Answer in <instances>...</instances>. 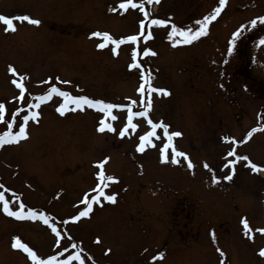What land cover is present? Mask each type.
<instances>
[{
  "label": "rangeland",
  "instance_id": "rangeland-1",
  "mask_svg": "<svg viewBox=\"0 0 264 264\" xmlns=\"http://www.w3.org/2000/svg\"><path fill=\"white\" fill-rule=\"evenodd\" d=\"M4 1L24 13L22 5L36 7L26 13L44 22V35L34 39L25 35L18 40L0 32V102L6 106V120L19 107L22 112L16 120L22 122L29 110L26 105L35 104V97L52 84L72 95L111 103L135 100L133 111L143 110L137 92L141 70L129 68L133 48H137L136 59L154 77L152 86L170 93H152L149 117L169 125V131L182 133L173 143L188 154L194 168H188L182 157H177L179 164L171 162V149L169 161H162L161 149L167 143L162 129H157L155 147L138 151L139 137L151 130L147 118H134L139 127L121 137L127 111L113 109L118 119L108 122L117 131L99 132L105 113L85 106L61 115L56 108L63 97L53 95L39 109H32L41 115L39 123L28 122V138L0 148V193L14 210L23 201L25 211L34 208L50 215L63 239L58 247L50 225L10 217L0 201V264H31L26 253L12 247L16 236L41 258L62 252L65 246L69 253L83 249L86 264H221V260L224 264H264L259 255L264 234L255 231L264 227V171L254 173L240 160L232 180L223 179L229 174L224 164L232 159L227 153L233 147L238 155L264 166V131L253 133L243 143L224 139L244 140L258 126L257 114L264 113V45L260 44L264 23H250L264 9L252 3L247 10L245 3L227 0L206 35L191 44H177L175 40L181 38H169L170 25H152L151 20L169 19L179 27L195 28L196 21L218 6V0H159L149 6L150 21L139 7L120 9L123 0H49L69 1L72 8L63 14L54 7L53 17L39 12L46 9L44 0ZM70 17L75 24L65 23ZM51 18L59 21L47 23ZM142 19L144 35L150 30L152 37H141L139 46L121 44L118 54L112 44L97 48L103 38L90 36L98 30L117 39L138 34ZM238 29L240 34L232 44ZM145 48L155 55H143ZM247 52L253 56L250 70L241 58ZM9 65L25 75L28 91L23 101L13 99L19 89L11 81L18 77ZM65 80L71 83L64 84ZM4 130L6 125L0 123V132ZM105 157L109 158L105 174L117 179L106 181L104 191L116 194V202L102 199L88 217L71 221L85 206V194L89 199L96 194L92 189L100 182L97 162ZM242 218L253 229L251 238L244 235ZM73 243L77 249H72ZM107 249L111 252L106 253ZM159 252L164 253L163 259L153 260Z\"/></svg>",
  "mask_w": 264,
  "mask_h": 264
},
{
  "label": "snow or ice",
  "instance_id": "snow-or-ice-1",
  "mask_svg": "<svg viewBox=\"0 0 264 264\" xmlns=\"http://www.w3.org/2000/svg\"><path fill=\"white\" fill-rule=\"evenodd\" d=\"M145 0H140L139 5L134 2V0H123L119 4V8L123 10H127L129 7L131 8H137L139 7L141 11H143V14L145 17H149L151 14L144 10ZM159 3V0H147V3ZM227 0H218V6L214 8L209 14L205 15L202 19L196 21L197 27H179L175 23H172L169 19H152L151 24L152 25H159V26H171V32L169 35V38L172 39L174 37H180L181 39L175 40V43L177 44H191L193 41L198 40L201 36H204L208 32V27L211 21L215 20L217 16L221 13L223 8L226 6ZM110 11H117V9L112 8ZM264 22V16L256 17L253 20H251L252 26H255L257 22ZM0 22L3 23L5 26V31H16V22H29L33 25H39L41 21L39 19H34L30 17L27 14L18 15V16H9L0 14ZM139 27L140 32L138 34L134 35H128L126 37H121L119 39L114 38L110 33L106 31H93L90 36L91 37H99L103 38L102 43L97 44V48L103 49L107 47L109 44L115 45V47L112 49L114 54L117 53V49L121 44H124L126 42H132L137 43L141 37H143L145 40L152 37V32L149 30L147 32V35H144V29H145V23L144 20L139 21ZM244 26L242 25L241 28ZM240 30L238 29L235 33H233V40L232 44H235V38L239 36ZM260 44L264 45V39H261ZM231 51V49H229ZM143 55H148L151 53L152 55H155L154 52H152L151 49H143L142 50ZM138 54V49L133 48V62L129 65V68H136L141 70V83L139 87L137 88V92L140 94L141 98V105L143 110L133 111L134 106L136 105L135 100H130L128 103H111L106 102L102 99H93L86 95H72L70 92L62 90L61 88L57 87L55 84H52L51 87L48 88L46 93L42 95H38L35 97L36 103L35 104H27L26 107L29 109L27 114H24L22 116V122L17 124L16 117L18 114L22 112V109L17 107L14 112L8 113L9 119H5V114L7 112L6 106L3 102H0V123H4L6 125V130L3 132H0V148L4 147L7 144L11 143H19L22 139L28 138V131L27 126L28 122L30 120L35 121L36 123H39V117L40 112L39 111H32L33 108L39 109L40 104L46 100H50L53 95H59L60 97H63V102L59 104V106L56 108V111L60 113L61 115L65 114L67 111H74L75 109L83 110L85 106H88L89 108L97 109L100 112L105 113L106 115L104 118H102L99 121L98 125V131L99 132H105L111 131L116 132L117 130L113 127L112 123L108 122V119L111 120H117L118 117L113 114V109H120V110H126L127 111V117H126V124L124 127L119 131V135L121 137H124L129 129L135 130L139 127L136 123L133 122L134 118L136 117H143L147 118V123L150 125L151 130L148 132H145L143 135L139 137V144H138V151L144 152L145 148L148 146L155 147L154 138L158 139L157 137V129L163 130V135L167 137V143L163 145V148L161 149V156L162 161L167 162L169 161V149H171L172 157L171 162L173 163H180V160L177 159V157H182L187 160V166L188 168H194V165L192 163L191 158L188 156L187 153L178 150L174 143L173 139L175 137L182 136V133L179 131H169V125L165 124L163 121L160 122H154L149 117V112L152 109V93H160L163 95L170 94L166 89L163 88H155L152 86V80L154 79L151 71L145 72L143 70V65L139 63V61L136 59ZM9 71L13 74V76L18 77L16 79H13L11 82L19 89V96L14 97L13 99L23 101L25 97V93L28 91L25 83L23 82L25 80V75L19 74L15 67L9 65ZM52 78L49 77V81ZM57 79H59L57 77ZM41 83H45L44 81H41ZM64 84L71 83L70 81H63ZM147 92V98L145 99V93ZM130 99V98H129ZM69 105H75V108L70 109ZM14 127L18 128V130H13ZM257 131H264V125L254 127L252 128L248 133L247 136L242 141H235V138H229L224 137V139L232 140L234 144L237 143H243L247 139L251 138L253 133ZM229 157H232V159H228L227 163L224 164L225 168L229 169V174L225 175L223 179L225 180H232L233 175L236 171V164L238 161L243 160L247 162V166L250 167L251 171L254 173H259L261 171H264V166L253 163V161L247 156H240L237 154L236 148L233 147L231 151L227 153ZM109 158L105 157L103 160L97 162V166L100 169L97 172V177L99 179V183L96 185L92 191L96 193L89 199L88 194L86 193L82 203L85 205L81 211H79L76 215H73L70 217L71 221H79L82 217H88L91 212L93 211V205L94 204H100L103 200H107L109 202L115 203L116 202V194H106L104 191V188L107 187L106 181H115L117 178L112 175H106L104 172V164L107 162ZM205 168H208L209 165L207 163L204 164ZM214 183L216 180L214 179ZM19 199V198H17ZM0 201L3 202V212L7 213L10 217H15L18 220H41L44 224L50 225L51 231L55 233L56 237L58 238L56 241L57 246H60L61 239H63L61 235L60 229H58L57 224L55 222H52V217L48 215L47 213L43 211H39L34 208H27L26 205L23 203V201L19 202L18 208L15 210L12 206H10V200L6 199L3 193H0ZM241 223L243 225L244 235L249 236L251 238V234L253 232V229L249 225V221L247 218H242ZM256 232H259L261 234H264V227L258 228L255 230ZM212 238L215 240V231L213 230L211 232ZM96 242L99 243V237L96 238ZM12 247L14 249H20L24 253L28 255V257L31 260V264H74V262H79V264H86V258L82 255L83 249H77V245L75 243L71 244L72 249H77L75 251H72L69 253V248L67 246L63 247V251H57L55 254L48 255L46 258H41L40 255L37 254L36 251L33 250L32 247H30L27 243H23L19 236H16L14 238V241L12 243ZM217 251L220 252V255L223 257L224 253L222 250L217 248ZM107 252H111V249H107ZM259 255L261 257H264V248H261L259 250ZM164 253L159 252L156 256L152 257L153 260L157 259H163ZM221 264H224V261L221 260Z\"/></svg>",
  "mask_w": 264,
  "mask_h": 264
},
{
  "label": "flooded vegetation",
  "instance_id": "flooded-vegetation-1",
  "mask_svg": "<svg viewBox=\"0 0 264 264\" xmlns=\"http://www.w3.org/2000/svg\"><path fill=\"white\" fill-rule=\"evenodd\" d=\"M44 1L46 3H44V2H41V3L46 5V9L44 11L38 10L40 13L43 12V14L51 16L52 14L50 13V11L54 7H57L60 9V11H63V14L67 10H69L68 14L70 13V11H72L71 6H68V5H71V4H69V1H63L62 3L55 2V1L49 2V0H44ZM236 1L240 2V3H245L246 4L245 8L247 10L249 8V5L252 3H255L256 6H258L259 8L264 9V0H236ZM10 3L12 4V2L7 3L4 0H0V14L9 15V16H18V15L27 14L26 12H29V9H34V8L36 9V7H28V6L22 5L26 11L24 13L20 8L18 9V6L17 7L10 6L9 5ZM38 8H41V7H38ZM13 9H17V10H15V13H13ZM261 11H264V10H261ZM30 13L33 14L34 13L33 10H30ZM261 15L264 16V12H261ZM29 16L31 17L30 14H29ZM52 17H53V15H52ZM34 19H39L41 21V23L39 25H33L29 22H16V26H17L16 31H5V26L3 25L2 22H0V32L4 33L6 35L7 34H13L14 36H16L18 38V40H20L21 37L25 36V35H30L33 39L38 37V36L40 37V36L44 35V31L42 30L44 22H42L41 18H34ZM250 19H253V18H250ZM47 20H48L47 23H55V22L59 21V20H56L54 18L47 19ZM65 23L75 24L73 22L72 18H71V21L66 20ZM260 23H264V22H260ZM241 58L244 60L243 62H245L247 64V68L249 70L253 68V56H252L251 52H250V54H249V52H247L246 55L244 54L243 57H241ZM255 120L257 122H259L258 126L264 125V113H262V112H260V114L258 113L257 116L255 117ZM258 126H256V127H258Z\"/></svg>",
  "mask_w": 264,
  "mask_h": 264
},
{
  "label": "water",
  "instance_id": "water-1",
  "mask_svg": "<svg viewBox=\"0 0 264 264\" xmlns=\"http://www.w3.org/2000/svg\"><path fill=\"white\" fill-rule=\"evenodd\" d=\"M135 3H137V5L139 4V2H135ZM151 4H152V3H151ZM151 4L147 3V0H146V3L143 5L144 10H146V11L149 12L147 6H149V5H151ZM149 18H150V16H149V17H146L147 20H148ZM138 43H139V41L137 42V44H138ZM239 116H240V115H239Z\"/></svg>",
  "mask_w": 264,
  "mask_h": 264
}]
</instances>
